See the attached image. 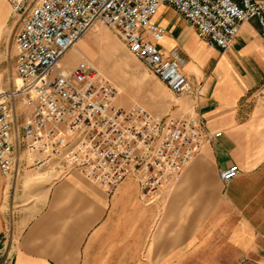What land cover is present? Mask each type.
Listing matches in <instances>:
<instances>
[{
    "label": "crops",
    "instance_id": "0c3cea01",
    "mask_svg": "<svg viewBox=\"0 0 264 264\" xmlns=\"http://www.w3.org/2000/svg\"><path fill=\"white\" fill-rule=\"evenodd\" d=\"M153 23L165 30L157 48L179 58L191 88L176 96L148 70L164 95L145 86L128 107L118 106L196 116L207 134L221 135L204 141L151 203L132 178L110 192L77 171L50 183L19 158L14 174L0 175V264H264L260 27L255 19L243 23L223 53L171 8L160 7ZM233 165L239 172L224 185L218 173Z\"/></svg>",
    "mask_w": 264,
    "mask_h": 264
},
{
    "label": "built area",
    "instance_id": "2783aa9c",
    "mask_svg": "<svg viewBox=\"0 0 264 264\" xmlns=\"http://www.w3.org/2000/svg\"><path fill=\"white\" fill-rule=\"evenodd\" d=\"M17 17L15 72L20 84L0 92V175L24 162L47 182L77 171L107 192L134 179L142 198L154 202L173 186L207 134L196 116H154L138 105L116 106L119 90L85 60L73 68L61 59L97 22L112 29L131 55L176 96L189 92L176 55L156 46L165 30L153 23L160 7L173 9L207 47L227 52L243 23L255 19L264 43V0H5ZM20 101L21 138L13 135ZM218 173L224 185L238 174ZM2 242L0 241V248Z\"/></svg>",
    "mask_w": 264,
    "mask_h": 264
},
{
    "label": "rangeland",
    "instance_id": "374dc122",
    "mask_svg": "<svg viewBox=\"0 0 264 264\" xmlns=\"http://www.w3.org/2000/svg\"><path fill=\"white\" fill-rule=\"evenodd\" d=\"M168 15L163 14L166 17ZM17 30V17L12 14L6 1L0 0V92L10 91L16 84L18 85L14 48ZM75 48H78V52L73 50ZM70 50L73 51L61 59L60 66L71 69L83 57L81 60L87 61L98 69L119 90L114 103L116 106L128 107L132 102L131 96L139 95L145 86L159 97L164 95L148 78L151 73L148 72L147 67L130 54L116 32L99 22L86 32ZM141 81H144V86ZM13 106L17 111L13 135L19 137L20 140L25 110L19 100H16ZM17 152L19 158L23 159L22 145L19 146Z\"/></svg>",
    "mask_w": 264,
    "mask_h": 264
},
{
    "label": "bare ground",
    "instance_id": "6f19581e",
    "mask_svg": "<svg viewBox=\"0 0 264 264\" xmlns=\"http://www.w3.org/2000/svg\"><path fill=\"white\" fill-rule=\"evenodd\" d=\"M18 79V85L20 84V81H19V78H17Z\"/></svg>",
    "mask_w": 264,
    "mask_h": 264
}]
</instances>
